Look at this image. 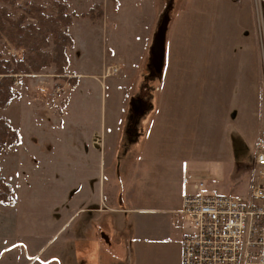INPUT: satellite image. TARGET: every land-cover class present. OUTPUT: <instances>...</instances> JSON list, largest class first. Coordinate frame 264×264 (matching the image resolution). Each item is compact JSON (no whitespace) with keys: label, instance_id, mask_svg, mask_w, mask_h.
Segmentation results:
<instances>
[{"label":"rangeland","instance_id":"1","mask_svg":"<svg viewBox=\"0 0 264 264\" xmlns=\"http://www.w3.org/2000/svg\"><path fill=\"white\" fill-rule=\"evenodd\" d=\"M217 6L216 0H0V65L16 70L13 90L20 94L0 108V118L22 131L20 145L0 153V189L2 179L14 194L17 188L16 205L0 203V244L5 237L26 241L28 255L49 245V259L43 261L67 264L74 249L82 253L79 243L67 245L69 237L81 239L98 231L106 236L111 208L107 214L88 216V223L81 214L66 227L71 188L77 191L73 195L80 194L71 200L79 210L82 197L93 202L101 190L108 197L116 180L120 205L130 206L134 199L126 203L123 173L130 171L134 156H144L150 115L160 148L153 158L154 149L148 147L144 163L133 160L151 175L134 190L139 203L150 200L143 205L151 208L162 197L171 206L181 200L182 206L184 190H192L203 178L207 192L242 194L222 186L234 177L227 152L235 127L226 115L229 100L223 94L219 105L216 88L222 85L218 78L227 84L242 75L249 52L244 47L247 37L238 35L234 19L242 6ZM253 11L264 106V2L253 0ZM65 15L72 20L74 42L66 44V51H56L61 46L54 41L53 29L66 28ZM57 37L60 44L62 36ZM56 52L68 63L51 62ZM62 64L65 71L58 69ZM94 71L97 75L91 78ZM165 76L173 81L168 84ZM261 123L258 142L264 138V117ZM95 129L102 131L103 139L106 133L107 153L102 145L89 155ZM115 167L117 179L112 176ZM133 213L129 220L145 241L137 257L145 264H177L181 234L190 231V225L181 222L178 228L168 214L156 210ZM100 222L105 225L100 227ZM118 230L121 239L124 229ZM18 260L9 261L25 263Z\"/></svg>","mask_w":264,"mask_h":264},{"label":"crops","instance_id":"2","mask_svg":"<svg viewBox=\"0 0 264 264\" xmlns=\"http://www.w3.org/2000/svg\"><path fill=\"white\" fill-rule=\"evenodd\" d=\"M260 1L264 2V0H260ZM216 3L218 4L217 7L224 8V6H226L227 9L231 7L236 9L235 4L237 6H242V8H237L235 10L236 13L234 19L236 21V27H237L236 32L238 33V35L243 34L247 37L244 47L248 49L249 61L246 63L245 69L244 71H242V75L239 76L236 80L228 79L227 84L222 82L220 78H218L217 83L222 85H217L216 88L217 103L219 105L223 94H225L226 99L229 100V102L226 105V115L229 118V122L233 119V125L235 127V129H233L234 136L232 139L230 138L229 141L232 149L231 151L227 152V158L232 161V164L234 165L235 168L234 177L230 183L223 184L222 186L227 191L237 189L240 192H242V194H237V195L244 196L249 193L250 186L252 183V180H250L249 183L247 180L248 178H251V176L253 179V176L255 174L253 157L255 156V152H256L258 136L260 134V129H261L260 127H262L261 119L264 117V106L262 104V94H261L263 93L262 91L263 79L261 77V66H260L261 64L256 59V56L259 55V49H258L259 40L257 39V31H256L254 11H253V0H216ZM94 72L95 73L90 74L91 78L97 75L96 74L97 72L96 71ZM172 78H173L172 76L170 77L165 76L164 81L165 82L167 81V83L170 84L168 80L170 79L172 80ZM214 81L215 78L213 79V83ZM213 90L215 91V88H213ZM229 105H233V108L228 109ZM150 118H152V124L148 125L149 128H148L146 140H144L142 144V145L145 144L144 145L145 151L143 154L144 156L142 157L134 156L130 161V166H129L130 171L124 170L123 173L125 175L124 177L125 189L127 190V194H128V198H127L128 200L126 201V203L128 204V201L134 199V201L131 203L130 206L129 204L126 207H122L120 205L117 197V193L118 190L120 189V185L116 180H115L116 186H114V189L112 190V192L109 194L108 197L107 194L106 193L104 194L102 190L100 192L99 199L93 200V202L89 198L82 197L81 203L83 204V206L79 210H77L75 207V201L71 202V200L72 198L75 199L76 195L79 197L80 194L76 193L75 195H73L77 191H75L74 187L71 188L72 198L69 199L70 201L69 203L70 205L72 204V208H71L72 213L68 221H66L67 228H69V226H71L72 224L74 225L75 220L81 214L83 216L84 223L87 222L86 219L88 216L92 217V214H94L93 216H95L97 213L99 214L102 212L106 213V211H108L107 208L112 209L110 210L113 212L112 213L113 215L110 216V220H108L107 229L105 231L107 234L106 236L102 234L103 231L100 232L98 231V234L95 233L93 236L83 235L81 239H76L75 237H69L67 239V245H70V243H72L73 245L75 243H79L80 245H82L80 248H77V249H81L82 253L79 252L75 253V249H74V251L71 252L70 257L68 258L70 260L68 261L67 264H145V262L142 261V259L137 257V249L140 247L142 242L145 241L140 234L136 233L135 227L132 226V223L129 220L128 216L130 213L133 212L134 213L138 211L149 212L156 210V212L168 214V217L171 218L173 224L178 228L180 227L178 226L181 225L180 222L179 224H176V217H177V211L181 208V200L179 205L177 204L171 206L170 203H166L162 201L161 200L162 197H161L158 198L157 201H155L156 203H154V205L151 208H149L146 205H143L144 203L148 204L150 200L140 201V203L136 200L138 199V196L135 194L134 190L139 189L141 183L147 182L148 179H151V175L141 165L135 167L133 160L134 158H138L137 160L139 162L144 163L145 160L143 158L147 157L148 147L154 149L153 158H155V150L160 148L159 143L158 142L156 143L155 141V119H153V115H150ZM228 126H230L229 123ZM19 129H20V135L22 136L21 127ZM103 135L104 134H102V131L101 130L99 131L98 129H95L91 132L89 137L90 138L89 140L91 141L89 143L91 145L92 150L88 152L89 155L91 152L97 153V149L102 148V145L105 146L107 153L108 146L106 145V133L104 139H103ZM95 136H98L97 141H95L94 139ZM231 140L233 142H231ZM252 145H254V149H252ZM23 146L24 144L22 143L20 149H22ZM113 158L115 160V158L117 157L113 156ZM116 168L117 167H115L114 170L115 173H112V176L115 179H117ZM99 172L101 174V166L99 167ZM135 172H136V176H133L132 174H134ZM188 173L191 174L190 172ZM183 175L185 177V181H187L185 167L183 170ZM134 177H136L137 179H134ZM203 179L205 180V178ZM99 187H102L100 182H99ZM205 189L207 192V185ZM16 193H17V188L14 194V199H15L14 205H16L17 203ZM213 194H223V193L213 192ZM96 205L98 207H96ZM116 218L122 219L123 222H119L118 220H116ZM101 224L105 225L104 222H100V227ZM119 227L124 229L123 230L124 233L122 234L121 239H118L117 237L118 233L121 232L120 230H118ZM126 228L128 229V232H125ZM126 235L128 236V238H126L125 240L124 237ZM181 235L183 238L184 234ZM169 237L170 236H168V238ZM10 238L5 237L1 240L2 243L0 244V264H10L9 260L16 258H18L20 261L24 259L25 262L24 264H61L58 263L56 259H52V261H49L48 263L43 261L49 259L46 258L45 255L46 254L45 252H47L49 245L44 246L43 250L41 251L34 250V252H32L33 254L28 255L29 253H27L25 249L27 246L26 245L27 243H25L26 241L25 242L23 241V243L20 244L15 241L12 242ZM58 238L59 236L54 237V239H58ZM75 240H77V242ZM31 250H33V248H31ZM181 252H182V239H181V249H180L179 257L175 259V263L177 264H181ZM11 255L15 257H10ZM6 261L9 262L6 263Z\"/></svg>","mask_w":264,"mask_h":264},{"label":"built area","instance_id":"3","mask_svg":"<svg viewBox=\"0 0 264 264\" xmlns=\"http://www.w3.org/2000/svg\"><path fill=\"white\" fill-rule=\"evenodd\" d=\"M253 164L247 195L206 192L204 179L184 190L176 224L191 230L182 238L181 264H264V138Z\"/></svg>","mask_w":264,"mask_h":264},{"label":"trees","instance_id":"4","mask_svg":"<svg viewBox=\"0 0 264 264\" xmlns=\"http://www.w3.org/2000/svg\"><path fill=\"white\" fill-rule=\"evenodd\" d=\"M69 15V14H68ZM65 15L62 16L66 23V28L59 32L58 29L54 30V41H56V45H60L61 47L56 48V51H66V44H72L74 42V38L70 32V26L72 24V20L70 16ZM54 23H58V20L55 19ZM21 32V31H20ZM59 34L62 36L60 38L61 43H58ZM31 34V33H30ZM65 54V52H64ZM61 54L56 52V54L52 57L51 62H57V60L61 61V63H68V60L64 57V62L61 59ZM42 66L37 67L36 70H40ZM43 68V67H42ZM61 71L66 70V65H60L58 67ZM16 70L5 68L0 65V75L3 74V77H0V108L8 106L14 99L19 98L20 94L13 90L14 86V77L13 74L17 73ZM21 143V135L15 130L9 122L0 118V153L4 150L12 147H16ZM14 190L11 184L2 179V190L0 189V203L12 206L15 203L14 199Z\"/></svg>","mask_w":264,"mask_h":264},{"label":"water","instance_id":"5","mask_svg":"<svg viewBox=\"0 0 264 264\" xmlns=\"http://www.w3.org/2000/svg\"><path fill=\"white\" fill-rule=\"evenodd\" d=\"M164 26H166V22H165ZM164 26L162 27V33H161L162 35H164V28H165ZM162 35H160V37H159V41L161 40V36H162Z\"/></svg>","mask_w":264,"mask_h":264},{"label":"bare ground","instance_id":"6","mask_svg":"<svg viewBox=\"0 0 264 264\" xmlns=\"http://www.w3.org/2000/svg\"><path fill=\"white\" fill-rule=\"evenodd\" d=\"M205 187H206V185H205ZM219 195H228V194H219Z\"/></svg>","mask_w":264,"mask_h":264}]
</instances>
